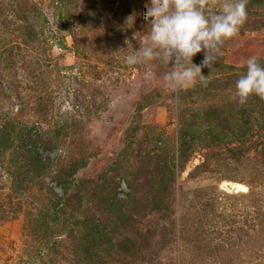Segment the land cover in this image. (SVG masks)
I'll return each mask as SVG.
<instances>
[{
  "label": "rangeland",
  "instance_id": "rangeland-1",
  "mask_svg": "<svg viewBox=\"0 0 264 264\" xmlns=\"http://www.w3.org/2000/svg\"><path fill=\"white\" fill-rule=\"evenodd\" d=\"M149 2L0 0V135L25 130L0 158V264H264V98L235 87L264 65V0L177 91L171 65L125 63Z\"/></svg>",
  "mask_w": 264,
  "mask_h": 264
},
{
  "label": "clouds",
  "instance_id": "clouds-1",
  "mask_svg": "<svg viewBox=\"0 0 264 264\" xmlns=\"http://www.w3.org/2000/svg\"><path fill=\"white\" fill-rule=\"evenodd\" d=\"M248 0H222L220 11L209 14L204 0H150L146 4L145 20L151 23L146 42L127 55L129 66L161 61L171 71L163 75V86L177 91L206 85L205 67L212 68L218 61L225 41L236 36L247 20ZM134 19V16L128 18ZM204 53L201 64L193 62L198 53ZM151 79L156 80L155 73ZM239 103L256 95L264 98V65L257 56L246 60V73L236 82Z\"/></svg>",
  "mask_w": 264,
  "mask_h": 264
},
{
  "label": "trees",
  "instance_id": "trees-1",
  "mask_svg": "<svg viewBox=\"0 0 264 264\" xmlns=\"http://www.w3.org/2000/svg\"><path fill=\"white\" fill-rule=\"evenodd\" d=\"M10 126L12 128L11 131L0 135V158L2 157V155L8 152H11V156L13 158H17V149L19 146H17L16 144V132L20 131L21 133H23V131L25 130L22 128V126L18 127L17 125H15L13 121L10 123ZM12 176L15 177V170L12 172ZM57 179H59V177ZM68 185V182L66 184L64 182H61V187L64 189L66 196L65 201H61L63 202L60 207L62 210L61 213L66 214L69 212V215L72 218H75L82 211L81 202L80 199L74 193L69 195ZM66 208L69 210H66ZM39 213L40 215L49 214V210L47 209V207H45L44 209L42 208L41 210H39Z\"/></svg>",
  "mask_w": 264,
  "mask_h": 264
},
{
  "label": "bare ground",
  "instance_id": "bare-ground-1",
  "mask_svg": "<svg viewBox=\"0 0 264 264\" xmlns=\"http://www.w3.org/2000/svg\"><path fill=\"white\" fill-rule=\"evenodd\" d=\"M236 189H237L239 192H244V193L248 191L247 188H246V186L241 185V184L236 185Z\"/></svg>",
  "mask_w": 264,
  "mask_h": 264
}]
</instances>
